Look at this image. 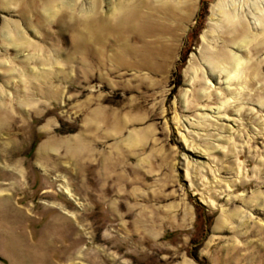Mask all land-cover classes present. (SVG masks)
Masks as SVG:
<instances>
[{"label":"rangeland","instance_id":"374dc122","mask_svg":"<svg viewBox=\"0 0 264 264\" xmlns=\"http://www.w3.org/2000/svg\"><path fill=\"white\" fill-rule=\"evenodd\" d=\"M99 2L0 0V264H264V0Z\"/></svg>","mask_w":264,"mask_h":264},{"label":"bare ground","instance_id":"6f19581e","mask_svg":"<svg viewBox=\"0 0 264 264\" xmlns=\"http://www.w3.org/2000/svg\"><path fill=\"white\" fill-rule=\"evenodd\" d=\"M57 1H59V0H57ZM99 1H101V0H94V9H93V11H94V14H95V16H94V20L93 21H90L89 23H90V25H89V28L93 31V41L95 42V43H93L94 45L97 43V44H99L100 42H101V36L103 35V34H105V33H109V32H111V31H113V32H115L116 31V26L115 25H112L111 23V21H109V20H107L105 17H102L100 14H99V6H100V2ZM51 2V1H50ZM52 3V2H51ZM58 3L59 2H57V3H55L54 5H58ZM137 4V3H136ZM54 5L52 6V7H54ZM119 5V4H118ZM143 5V4H142ZM130 7H131V11H130V14L129 13H127V14H125L124 15V18H121L120 19V21L121 20H123V21H125L126 23H127V20H131V18H133V19H135V16H136V14H137V7H139L138 5H135V4H131V5H129ZM62 18L60 19L62 22H64V19H63V17H65V14H63L62 16H61ZM111 22V23H110ZM229 26L231 27V31L233 32V30H234V27H235V25H236V22H235V20L234 19H229ZM121 24V23H120ZM242 27L245 29L246 27H245V25H243L242 24ZM90 30V31H91ZM91 31V32H92ZM247 32H248V30H246V32H245V34H247ZM244 37V40L246 39V41H247V37H248V35H247V37L246 36H243ZM80 38H81V36H80ZM79 38V39H80ZM78 39V40H79ZM104 51V50H103ZM97 53H99L98 52V50H96V52H95V54H97ZM98 56H100V55H98ZM232 68H234V71L232 72V73H235V72H237V70H238V68L240 67V64H239V62H238V59H234L233 60V62H232ZM248 69H249V67H247ZM247 68H246V71H247ZM258 66H256L254 69L255 70H258ZM47 77V76H46ZM49 77V76H48ZM47 77V78H48ZM49 80V79H48ZM51 147H48V148H42V150H43V152L44 153H46L49 149H50ZM41 153V155H42V157H45L46 156V154H44V153ZM66 192H68L69 193V191L67 190ZM260 239H263V237L261 236L260 237ZM263 244H257V245H255V246H253V248L254 247H256V246H262ZM254 252L256 253V257L259 255V250L258 249H254Z\"/></svg>","mask_w":264,"mask_h":264}]
</instances>
